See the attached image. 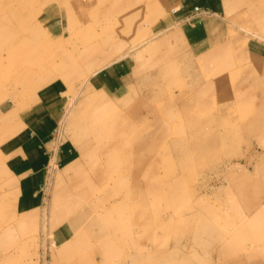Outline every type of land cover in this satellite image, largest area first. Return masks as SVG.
<instances>
[{
	"label": "rangeland",
	"instance_id": "rangeland-1",
	"mask_svg": "<svg viewBox=\"0 0 264 264\" xmlns=\"http://www.w3.org/2000/svg\"><path fill=\"white\" fill-rule=\"evenodd\" d=\"M0 264H264V0H0Z\"/></svg>",
	"mask_w": 264,
	"mask_h": 264
},
{
	"label": "crops",
	"instance_id": "crops-1",
	"mask_svg": "<svg viewBox=\"0 0 264 264\" xmlns=\"http://www.w3.org/2000/svg\"><path fill=\"white\" fill-rule=\"evenodd\" d=\"M206 2H209V1H212V0H205ZM207 9L209 10H212V11H216V8H214V6L213 5H207ZM28 220V219H27ZM27 220H25V222H27Z\"/></svg>",
	"mask_w": 264,
	"mask_h": 264
},
{
	"label": "bare ground",
	"instance_id": "bare-ground-1",
	"mask_svg": "<svg viewBox=\"0 0 264 264\" xmlns=\"http://www.w3.org/2000/svg\"><path fill=\"white\" fill-rule=\"evenodd\" d=\"M152 91V90H151ZM144 98V97H143ZM146 99V98H145ZM185 105V104H184ZM205 139V138H204ZM206 141V140H205ZM204 144V143H203ZM140 147V146H139ZM206 147H204V149H205ZM92 183V182H91ZM74 209V206L72 205L71 206V210L70 211H72ZM84 219V218H83ZM83 221H85V220H83ZM82 222V221H81ZM242 224V223H241ZM79 226V225H78ZM228 226V225H227ZM220 234H222L221 232H220ZM218 236H220L219 234H217ZM217 236V237H218ZM222 236H224V235H222ZM220 238H221V236H220ZM217 239V238H216ZM218 240V239H217Z\"/></svg>",
	"mask_w": 264,
	"mask_h": 264
}]
</instances>
